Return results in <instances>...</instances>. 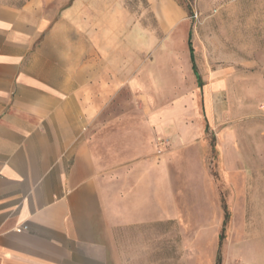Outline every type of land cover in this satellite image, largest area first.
<instances>
[{
	"label": "crops",
	"instance_id": "0c3cea01",
	"mask_svg": "<svg viewBox=\"0 0 264 264\" xmlns=\"http://www.w3.org/2000/svg\"><path fill=\"white\" fill-rule=\"evenodd\" d=\"M215 7L201 9L200 76L185 39L204 131L214 106L231 128L241 106L264 124V0ZM157 8L163 17L146 23L122 0H0V264H216L218 252L219 264H264L255 235L203 240L209 198L192 187L202 180L172 177L160 158L155 140L178 137L161 106L188 25L168 0ZM249 150V192L231 199L248 201V219L235 222L233 203L229 234L264 233V145ZM162 225L183 233V253L166 262Z\"/></svg>",
	"mask_w": 264,
	"mask_h": 264
},
{
	"label": "rangeland",
	"instance_id": "374dc122",
	"mask_svg": "<svg viewBox=\"0 0 264 264\" xmlns=\"http://www.w3.org/2000/svg\"><path fill=\"white\" fill-rule=\"evenodd\" d=\"M122 1L138 16L145 17L146 23L149 21L152 22L158 15L163 17V13L166 11L161 10L160 14L157 12V7L161 0ZM168 1L176 5L178 9L183 12L180 22H186L188 30L184 33L182 38L180 36L175 38L177 41L178 67H180L181 70L180 80L178 79V86L175 89V93L173 90H170L171 93L167 95V101L169 103L167 102L166 105L161 106L162 113L163 110L168 107L172 112L171 115H174V118H176V131L178 137L172 140L169 139L170 144L166 150L160 154V158L164 161L171 160L174 162V167L170 169V175L172 177L179 178L186 176L202 180L201 184H195L196 182L190 183L194 184H192L193 189L198 188L202 193L208 194L209 198L206 211L207 216L201 218L202 223L206 224L209 229L207 233H203L202 235L204 241H208L210 246L216 240V242L219 243V237L223 230L224 220L222 218V209L224 206L229 214V219L221 243L226 240L228 236L234 239L244 236L245 240H248L249 236L253 239L255 235L256 241L253 242L259 245L264 241V233L249 235L248 233L239 234L235 231L229 234L228 228L232 218L233 203L238 204L235 209V222L238 223V221L242 220L239 223L241 225L248 219V210L243 211V208H240V205L248 203V201H232L231 199L234 198V194L236 198V193L238 195L240 193L249 192L248 179L251 175L249 172V159L251 156L249 148L251 145L254 147L264 145V135L253 136L252 134H255L256 130L254 131V128L264 130V124L263 122L261 123V121H259V123H254V119L257 116L254 111V106H241V111L238 113L240 122L236 123L235 128H231L232 126H229L228 122L217 120L218 112L214 106L212 112L214 122L210 123L208 131H204L206 119L204 117L205 106L203 93L190 71L185 39L187 32H190L191 43L194 50V62L196 64L197 73L200 76L201 9L205 2L209 3V5L212 6L210 15H215L217 10L215 7L216 0ZM170 31V29L162 31V41L170 35ZM163 92L164 90H162V96ZM227 108L228 106H225V109ZM227 114L228 112L226 111L225 115ZM162 136L163 134H161L160 139L169 143L167 138ZM186 136H191L189 139H193V141H189ZM234 157L239 164V170H237L236 173H233L232 169L227 168L234 160ZM194 202L197 203L196 200ZM243 214H245L244 217ZM192 235L195 234H189V239H191ZM182 237L183 233L179 227L174 231L172 225H162V262L179 257L180 254L183 253L184 250L181 247ZM209 253L212 254L211 248L209 249Z\"/></svg>",
	"mask_w": 264,
	"mask_h": 264
},
{
	"label": "trees",
	"instance_id": "16d2710c",
	"mask_svg": "<svg viewBox=\"0 0 264 264\" xmlns=\"http://www.w3.org/2000/svg\"><path fill=\"white\" fill-rule=\"evenodd\" d=\"M191 59H192L193 68H195L192 52H191ZM227 219H228V213L225 212L224 224H223L224 226H223V230H222V232L220 234V237H219V245L221 244V241L224 238V230H225L224 227H225V225L227 223ZM216 264H219V252H218V255H217V262H216Z\"/></svg>",
	"mask_w": 264,
	"mask_h": 264
},
{
	"label": "built area",
	"instance_id": "2783aa9c",
	"mask_svg": "<svg viewBox=\"0 0 264 264\" xmlns=\"http://www.w3.org/2000/svg\"><path fill=\"white\" fill-rule=\"evenodd\" d=\"M156 146L158 148V153L161 154L169 146V143L163 139L157 138L156 139Z\"/></svg>",
	"mask_w": 264,
	"mask_h": 264
}]
</instances>
